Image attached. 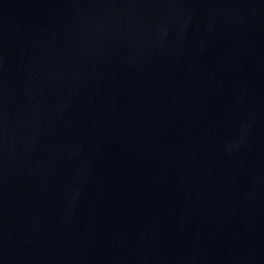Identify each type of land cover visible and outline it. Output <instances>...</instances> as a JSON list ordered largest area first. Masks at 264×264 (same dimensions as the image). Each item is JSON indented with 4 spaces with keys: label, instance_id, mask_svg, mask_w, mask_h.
<instances>
[{
    "label": "water",
    "instance_id": "95a60500",
    "mask_svg": "<svg viewBox=\"0 0 264 264\" xmlns=\"http://www.w3.org/2000/svg\"><path fill=\"white\" fill-rule=\"evenodd\" d=\"M0 264H264V0H0Z\"/></svg>",
    "mask_w": 264,
    "mask_h": 264
}]
</instances>
